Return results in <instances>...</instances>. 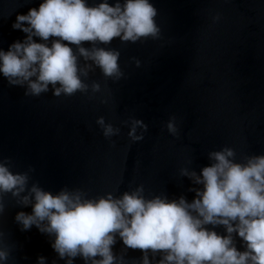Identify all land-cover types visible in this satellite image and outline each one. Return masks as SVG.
<instances>
[{
    "label": "water",
    "instance_id": "obj_1",
    "mask_svg": "<svg viewBox=\"0 0 264 264\" xmlns=\"http://www.w3.org/2000/svg\"><path fill=\"white\" fill-rule=\"evenodd\" d=\"M40 3L0 0V49L25 38L12 28L16 14ZM153 3L160 37L134 44L114 40L126 78L107 81L105 89L97 70L88 82L97 80L105 90L95 98L80 93L57 98L51 91L30 97L0 75V159L11 157L17 171L32 166L33 180L51 191L69 186L91 196L107 191L119 195L144 184L148 193L183 194L191 200V182L179 175L188 160L199 170L209 163V151L225 145L236 149L237 159L264 153V0ZM217 13L221 19L214 21ZM105 96L107 104L101 103ZM173 115L179 138L166 128ZM99 116L121 133L106 139L96 124ZM130 116L148 124L142 141L133 143L127 135L122 121ZM6 204L0 230L12 246L11 264H35L40 255L51 264L57 254L48 236L35 226L21 231L14 220L21 209L10 196ZM121 247L117 244L116 250Z\"/></svg>",
    "mask_w": 264,
    "mask_h": 264
},
{
    "label": "clouds",
    "instance_id": "obj_2",
    "mask_svg": "<svg viewBox=\"0 0 264 264\" xmlns=\"http://www.w3.org/2000/svg\"><path fill=\"white\" fill-rule=\"evenodd\" d=\"M153 0H41L39 7L17 13L12 24L25 38L0 49V75L25 95L95 98L107 81L126 78L121 51L112 47L143 43L161 35ZM221 16L217 13L214 21ZM39 38V41L36 39ZM137 67L141 61L132 58ZM99 70L105 89L90 80ZM110 96V90H108ZM108 96L101 103H108ZM96 124L112 140L121 128L99 116ZM122 124L130 141H142L148 124L130 116ZM180 137L175 115L166 123ZM114 143V141H113ZM199 170L191 160L179 169L194 198L148 193L144 184L117 195L91 196L82 188L47 190L34 181L35 169L14 170L11 157L0 159V216L10 196L21 209L14 217L21 231L35 226L48 236L57 254L51 264H264V153L237 159L225 145L207 153ZM31 208L30 212L22 209ZM122 247L117 251L116 245ZM140 255L130 257L129 251ZM12 246L0 230V264H11ZM35 264H49L40 255Z\"/></svg>",
    "mask_w": 264,
    "mask_h": 264
}]
</instances>
